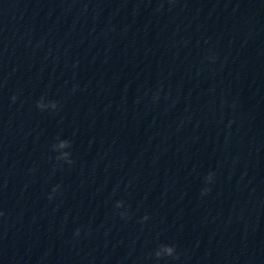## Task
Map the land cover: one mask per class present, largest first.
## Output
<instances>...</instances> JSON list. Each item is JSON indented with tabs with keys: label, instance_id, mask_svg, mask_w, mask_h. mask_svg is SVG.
I'll return each instance as SVG.
<instances>
[{
	"label": "clouds",
	"instance_id": "1",
	"mask_svg": "<svg viewBox=\"0 0 264 264\" xmlns=\"http://www.w3.org/2000/svg\"><path fill=\"white\" fill-rule=\"evenodd\" d=\"M13 102H15L16 97L14 96ZM36 107L40 109L41 111L51 109V110H57L59 105L58 102L55 100H49L47 103H45V98L42 96L39 100L36 102ZM72 147V141L67 139H61L59 136L56 137V143L52 145V150L57 152L58 155L55 157L56 161H64L68 165L74 164V160L71 159V152L68 151ZM214 173L210 172L205 177V182L208 184H211L213 182ZM60 188V185H56L52 189V193H56L58 189ZM210 191L209 188L202 189L201 195H207V193ZM49 200H51L53 197L50 194ZM116 209H121L124 207V201H117L115 204ZM122 219H128V211H123L118 213ZM149 219V216L145 215L142 217L141 222H145ZM76 236H79L80 229H76L75 233ZM152 254H150L151 256ZM155 257L159 260L162 258H172V259H178L177 249L175 245L170 244H161L158 246V248L154 252Z\"/></svg>",
	"mask_w": 264,
	"mask_h": 264
}]
</instances>
